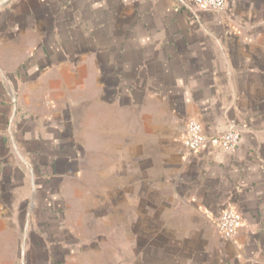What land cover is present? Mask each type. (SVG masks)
<instances>
[{"label":"crops","instance_id":"obj_1","mask_svg":"<svg viewBox=\"0 0 264 264\" xmlns=\"http://www.w3.org/2000/svg\"><path fill=\"white\" fill-rule=\"evenodd\" d=\"M190 120L208 136L235 125V151L187 152ZM226 208L243 219L232 240L215 224ZM21 251L26 264H264V0L218 14L0 0V264Z\"/></svg>","mask_w":264,"mask_h":264},{"label":"built area","instance_id":"obj_2","mask_svg":"<svg viewBox=\"0 0 264 264\" xmlns=\"http://www.w3.org/2000/svg\"><path fill=\"white\" fill-rule=\"evenodd\" d=\"M190 4L200 10H208L213 13H222L227 9V0H187ZM12 109L16 107L15 95L10 96ZM14 119L12 113L11 120ZM185 136L183 139V147L189 153H198L207 148L224 151H235L239 141V132L235 125L231 124L226 132L218 136H208L203 133L202 126L194 120H190L185 125ZM242 216L239 212L232 208H226L220 212L215 218V224L218 233L223 239L232 240L237 229L242 223ZM25 238L22 240V248H24ZM20 264H26L23 251H21Z\"/></svg>","mask_w":264,"mask_h":264},{"label":"rangeland","instance_id":"obj_3","mask_svg":"<svg viewBox=\"0 0 264 264\" xmlns=\"http://www.w3.org/2000/svg\"><path fill=\"white\" fill-rule=\"evenodd\" d=\"M97 154V152H94V151H92V150H89L88 152H87V154H86V156H87V158H94L95 156H97L96 155ZM108 155V152L107 151H105V153H104V156H103V158L105 159V160H108L109 159V157L107 156ZM116 159H118L117 157H116ZM118 168V167H117ZM86 170H87V174L89 173V175L90 176H92L91 175V171H94L95 170V172L96 173H99L100 175H101V172L103 171V170H106L107 169V167L106 166H101V167H86L85 168ZM107 180V179H106ZM86 183V182H85ZM84 183V184H85ZM87 184H89V186H88V188H89V191L91 190V177H90V179H89V182L87 183ZM106 184V183H105ZM86 187V186H85ZM88 206H92V200L90 199V200H88ZM74 207H76L75 206V201H72V208H74ZM28 217V216H27ZM28 236H27V231H24L22 234H21V239L23 240L24 238H25V240H26V238H27Z\"/></svg>","mask_w":264,"mask_h":264}]
</instances>
